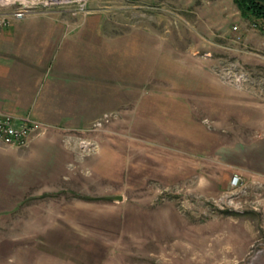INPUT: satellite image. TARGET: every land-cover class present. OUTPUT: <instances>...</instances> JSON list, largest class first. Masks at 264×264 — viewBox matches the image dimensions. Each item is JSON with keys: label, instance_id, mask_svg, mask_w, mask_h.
<instances>
[{"label": "rangeland", "instance_id": "obj_1", "mask_svg": "<svg viewBox=\"0 0 264 264\" xmlns=\"http://www.w3.org/2000/svg\"><path fill=\"white\" fill-rule=\"evenodd\" d=\"M9 1L0 10L102 23L119 57L102 80L87 74L102 110L51 132L72 154L56 186L3 170L0 264H264V31L239 22L235 1ZM133 20L157 44L144 84L128 73ZM26 146L0 141V154Z\"/></svg>", "mask_w": 264, "mask_h": 264}, {"label": "crops", "instance_id": "obj_2", "mask_svg": "<svg viewBox=\"0 0 264 264\" xmlns=\"http://www.w3.org/2000/svg\"><path fill=\"white\" fill-rule=\"evenodd\" d=\"M160 2L157 4L161 5ZM236 7L239 22L254 26L241 15L237 4ZM136 8H132L133 15L138 11ZM127 37L128 73L134 79L141 77L142 84L145 78L149 82L151 47L157 45L151 39L150 24L133 20ZM110 48L104 40L102 23H72L60 8L12 17L9 24L0 28V112L28 116L44 124L43 131L33 133L22 151L13 147L3 157L0 154V176H5L3 170L12 164V172L17 176L22 170L26 174L51 176L45 183L56 186L52 176L68 172L72 154L63 144L62 136L51 132L59 127L86 125L88 118L102 110L92 100L87 104L86 78L88 72L101 75V80L110 74L103 70L102 63L104 58L115 57L118 61V40L114 49ZM132 84V95L146 94L144 88L136 86L135 90V83ZM1 149L4 148L0 147V152ZM38 166L41 169L33 170Z\"/></svg>", "mask_w": 264, "mask_h": 264}, {"label": "built area", "instance_id": "obj_3", "mask_svg": "<svg viewBox=\"0 0 264 264\" xmlns=\"http://www.w3.org/2000/svg\"><path fill=\"white\" fill-rule=\"evenodd\" d=\"M19 0V5H24L25 3ZM61 2H77L82 7L86 5V0H56ZM12 3L9 0H0V4ZM28 13L27 9L23 7L13 8L8 11L0 10V28L9 24L12 17H23ZM237 28V26H234ZM44 127V124L34 120L28 116L17 117L9 112H0V141L8 145H18L23 146L28 144L30 137L33 133L37 132V129ZM240 176H234L233 182L238 183Z\"/></svg>", "mask_w": 264, "mask_h": 264}, {"label": "trees", "instance_id": "obj_4", "mask_svg": "<svg viewBox=\"0 0 264 264\" xmlns=\"http://www.w3.org/2000/svg\"><path fill=\"white\" fill-rule=\"evenodd\" d=\"M242 16L264 31V0H234Z\"/></svg>", "mask_w": 264, "mask_h": 264}]
</instances>
